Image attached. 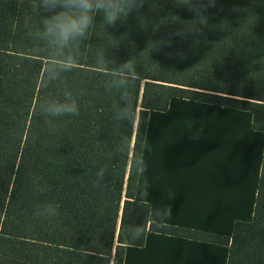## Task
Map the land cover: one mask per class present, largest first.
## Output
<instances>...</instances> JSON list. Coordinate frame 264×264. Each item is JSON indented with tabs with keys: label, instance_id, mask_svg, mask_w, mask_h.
I'll list each match as a JSON object with an SVG mask.
<instances>
[{
	"label": "trees",
	"instance_id": "1",
	"mask_svg": "<svg viewBox=\"0 0 264 264\" xmlns=\"http://www.w3.org/2000/svg\"><path fill=\"white\" fill-rule=\"evenodd\" d=\"M36 2L0 0V264H123L126 247L146 238L134 241L128 229L144 223L150 207L134 192L150 110L166 111L171 98H182L250 112L253 129L264 132V0H216L207 24L187 38L173 35L179 24L155 27L169 14L192 26L194 14L174 0H146L139 16L106 29L97 14L78 67L46 88L45 58L34 54L37 42L25 24L39 25ZM162 36L170 46L149 53V39ZM98 45L118 64L135 57L130 120L114 118L119 90H105L107 77L95 66ZM64 88L80 114L40 115L38 102L62 99ZM41 203L59 215L34 218ZM148 231L229 246L230 264H264V157L253 220L236 222L232 237L157 229L150 219Z\"/></svg>",
	"mask_w": 264,
	"mask_h": 264
},
{
	"label": "crops",
	"instance_id": "2",
	"mask_svg": "<svg viewBox=\"0 0 264 264\" xmlns=\"http://www.w3.org/2000/svg\"><path fill=\"white\" fill-rule=\"evenodd\" d=\"M263 157L250 112L173 97L148 113L137 190L148 186L142 203L153 208L174 197L166 226L230 238L236 222L253 220ZM123 264H230L229 246L148 231Z\"/></svg>",
	"mask_w": 264,
	"mask_h": 264
},
{
	"label": "clouds",
	"instance_id": "3",
	"mask_svg": "<svg viewBox=\"0 0 264 264\" xmlns=\"http://www.w3.org/2000/svg\"><path fill=\"white\" fill-rule=\"evenodd\" d=\"M146 0H37L33 6V12L40 17L39 25L32 26L26 19L28 36L35 40L34 54L42 55L45 62L42 67L40 78L42 86L47 87L53 83H63L64 75L78 67L82 54V45L91 39V30L96 23L97 14H102V24L115 26L118 22L126 21L132 13L140 15ZM216 0H174L177 7H185L194 14L188 22L180 20L174 14L161 17L155 26L158 29L168 23L179 24L180 27L173 35L187 38L188 35H196L201 27L207 24L205 15L207 8L214 7ZM171 40L168 36L159 39H149L147 50L161 51L170 46ZM108 51L104 45H98L94 49L96 68L107 77L104 81L105 90L112 92L119 90V104L115 105L114 118L117 121L130 120L133 116L132 89L135 85L136 71L133 62L135 57L119 63L116 59L108 58ZM118 64V66H117ZM83 95V93H81ZM37 110L45 118H61L64 116H78L81 108L77 98L72 91L64 88L62 99H44L37 104ZM202 129L191 130L192 140L202 137ZM126 147V139L122 138L119 150ZM106 167L100 168L96 173L95 183L99 185L103 181ZM43 190V189H41ZM134 192L141 202L148 199L149 188L145 184ZM172 195L166 197V203L159 207H149L144 223L135 224L128 229V235L132 240L142 239L147 232V220L150 219L154 228H161L171 218V204L167 201L173 199ZM59 215V210L52 203H41L34 207V218H48Z\"/></svg>",
	"mask_w": 264,
	"mask_h": 264
}]
</instances>
